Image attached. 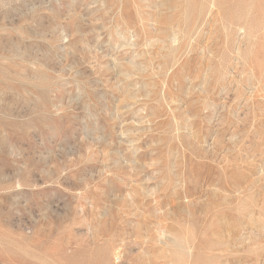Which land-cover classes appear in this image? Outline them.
<instances>
[{"label": "rangeland", "instance_id": "1", "mask_svg": "<svg viewBox=\"0 0 264 264\" xmlns=\"http://www.w3.org/2000/svg\"><path fill=\"white\" fill-rule=\"evenodd\" d=\"M0 264H264V0H0Z\"/></svg>", "mask_w": 264, "mask_h": 264}]
</instances>
